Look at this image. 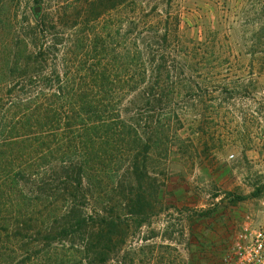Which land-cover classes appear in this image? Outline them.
<instances>
[{
    "label": "trees",
    "instance_id": "16d2710c",
    "mask_svg": "<svg viewBox=\"0 0 264 264\" xmlns=\"http://www.w3.org/2000/svg\"><path fill=\"white\" fill-rule=\"evenodd\" d=\"M146 17L133 16L131 46L123 32L111 60L96 31L56 21L24 37L26 59L0 82V236L12 224L69 236L73 264H112L121 249L118 263H133V221L150 222L161 192L151 161L196 149L213 77L208 48L168 45L179 35L169 18L159 28ZM83 18L96 27L99 13Z\"/></svg>",
    "mask_w": 264,
    "mask_h": 264
},
{
    "label": "rangeland",
    "instance_id": "374dc122",
    "mask_svg": "<svg viewBox=\"0 0 264 264\" xmlns=\"http://www.w3.org/2000/svg\"><path fill=\"white\" fill-rule=\"evenodd\" d=\"M136 3L0 0V82L9 78L11 62L19 66L26 59L29 30L56 21L79 33L99 32L108 47L104 60L119 55L123 32L130 48L133 16H148L153 25L169 18L168 28L179 35L168 45L199 54L208 48L204 59L212 66V90L197 111L199 141L190 155L171 153L169 159L151 161L161 192L150 222L136 226L133 221L130 256L132 264H225L243 216L255 211L264 196V0ZM89 9L99 13L96 27L83 18ZM174 16L180 18L178 28ZM123 17L129 20L120 28ZM180 135L187 138L188 129ZM71 244L69 236L17 231L9 224L0 236V264H73ZM123 254L124 249L115 253L112 264H119Z\"/></svg>",
    "mask_w": 264,
    "mask_h": 264
},
{
    "label": "built area",
    "instance_id": "2783aa9c",
    "mask_svg": "<svg viewBox=\"0 0 264 264\" xmlns=\"http://www.w3.org/2000/svg\"><path fill=\"white\" fill-rule=\"evenodd\" d=\"M225 264H264V196L246 213L224 256Z\"/></svg>",
    "mask_w": 264,
    "mask_h": 264
},
{
    "label": "water",
    "instance_id": "95a60500",
    "mask_svg": "<svg viewBox=\"0 0 264 264\" xmlns=\"http://www.w3.org/2000/svg\"><path fill=\"white\" fill-rule=\"evenodd\" d=\"M33 10H34L35 14H38L39 11H40V7L39 6H35Z\"/></svg>",
    "mask_w": 264,
    "mask_h": 264
}]
</instances>
